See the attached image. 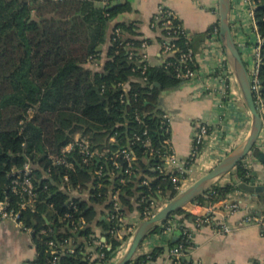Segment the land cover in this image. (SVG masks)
<instances>
[{"label":"trees","instance_id":"trees-1","mask_svg":"<svg viewBox=\"0 0 264 264\" xmlns=\"http://www.w3.org/2000/svg\"><path fill=\"white\" fill-rule=\"evenodd\" d=\"M107 1L109 5L101 8L96 5L98 1L87 0H0V203L10 199L12 207L19 210V196L11 189L13 173L31 165L35 184L41 190L47 187L36 211L21 214L25 226L34 230L38 249L34 264H51L45 243L62 242L67 238H76L77 251L62 256L59 264H90L85 253L99 240L95 226L107 232V244L112 249L105 250L106 260H111L129 235L120 240L112 234L114 228L121 231L122 226L98 220V207L105 208L102 214H111V194L120 190L123 206L120 213L127 217L128 212L135 210L132 199L136 197L144 220L146 210H151L152 197L160 194L172 200L185 178L177 173L174 176L179 182L174 181L166 169L164 141L167 136L160 117L166 113L161 107L162 92L184 82L177 77L178 58H172L173 65L147 64L145 69L141 48L149 41L140 38L135 23H116L110 33L112 22L130 12L131 5L110 8L115 0ZM252 1L262 41L259 98L255 94L261 112V104L264 105V0ZM160 27V24L155 26L156 30ZM215 27L220 30L219 21L199 38L211 35ZM116 29H120L119 35L113 34ZM108 40L104 71L87 68L90 62L100 60L99 48ZM178 44L183 50L188 48L184 39ZM190 45L193 48L192 41ZM137 115L141 122L136 120ZM78 132L94 149L110 148L115 153L123 147L132 148L137 157L132 175L125 174L128 164L122 159L118 160V168L114 165L109 158L113 155L94 160L89 166L80 165L78 149L66 154L74 163V169L53 166L50 156L63 157V149ZM136 135L141 141L135 139ZM113 137L116 138L114 143L111 142ZM146 139H150L156 149L155 156H150L144 147ZM263 153L264 150L256 147L252 155L260 161ZM99 168H102V177L95 175ZM233 174L240 183L250 184L253 180L247 177L248 170L243 163ZM66 175L72 187L89 190L88 200L75 199L76 208L69 205L71 197L62 190ZM146 178L149 179L147 186L143 185ZM122 179L127 180V185H122ZM237 184H215L207 190L209 197L202 195L194 202L212 206L239 191ZM263 197L264 193L259 196ZM174 215L182 216L183 211ZM44 231L48 234H43ZM157 232L158 229L153 231ZM157 252L159 250L150 255L154 260ZM136 261L145 263L148 255Z\"/></svg>","mask_w":264,"mask_h":264},{"label":"crops","instance_id":"crops-1","mask_svg":"<svg viewBox=\"0 0 264 264\" xmlns=\"http://www.w3.org/2000/svg\"><path fill=\"white\" fill-rule=\"evenodd\" d=\"M127 3L131 5L132 10L123 13L121 20L116 19L112 22L110 33L116 23H135L141 33L140 38L149 41L146 43L143 54L150 66L159 67L164 60L161 54L162 30L159 28L156 30L152 23L161 8L171 9L176 13L188 32L198 56L196 78L162 92L161 107L171 119V146L181 161L188 159L191 154L196 124L205 122L213 127L212 135L202 155L186 170V176H191L188 181L185 180L188 188L207 175L219 162L221 163L229 155L227 153L230 149L240 146L252 128L251 118L240 102L241 98L238 94L229 97L226 102L222 101L221 93L224 90V84L219 78L220 67L227 57L220 39H213L211 35L199 38V35H205L219 21V2L218 0H126L125 4ZM231 23L235 42L250 69L255 61L254 54L259 47L260 37L249 17L248 10L241 1L235 6L232 4ZM108 46L109 40L100 50L102 52L100 60L90 62L87 68L94 72L104 71L108 60ZM82 138L80 132L76 133L63 152L70 151L72 145ZM242 163L248 166L260 180H258L260 186L264 185V166L259 159L251 154ZM230 182L241 184L237 176H234L233 179L223 180L220 185ZM88 191L82 190L79 198L88 200ZM158 196L161 195L156 194L152 198H158ZM204 196L209 197L210 194L206 192ZM161 197L164 201H168L167 197ZM261 200L262 198L259 197L251 200V194L239 190L212 206H203L197 202L186 205L182 210V216L188 222H192L197 216L211 215V211L217 221V224L205 227L196 235L192 260L199 264H264V226L245 221L248 216L264 219V209L259 205ZM164 201L154 202V204L159 206ZM132 204L135 210L128 212L125 217L127 223L122 226L120 235L122 239L130 235L129 226H134L136 229L145 220L141 219L136 197L132 199ZM226 204H237L239 207L227 216ZM104 209V207H98V220L107 222V215L102 214ZM223 224L231 229V233L222 232ZM95 228L96 239L99 238L101 242L107 243V232L100 226ZM157 237L151 233V236L139 248V255L152 252L157 247ZM174 239L175 236L172 241ZM89 251L88 248L87 252ZM37 258L38 249L33 233L11 219L0 220V264H34ZM156 264L172 263L159 258Z\"/></svg>","mask_w":264,"mask_h":264},{"label":"built area","instance_id":"built-area-1","mask_svg":"<svg viewBox=\"0 0 264 264\" xmlns=\"http://www.w3.org/2000/svg\"><path fill=\"white\" fill-rule=\"evenodd\" d=\"M87 1H98L102 2L105 6L109 5L107 0H87ZM243 4L244 7L249 12V17L251 18L255 28L257 29V22L255 16V6L252 0H232V4ZM155 22L153 23L154 26L160 24L162 31L165 32L163 34V40L161 42V54L164 56V60L162 65H173L172 58H178V78L185 81H192L198 75V64H197V53L194 51L192 46L190 45V36L186 31L185 27L179 23L180 20L176 13L167 8H161L157 15L155 16ZM258 30V29H257ZM120 29H116L113 34L119 35ZM220 30L215 27L211 33L213 39H219ZM180 39L185 40V45L188 47L187 49H181V46L178 44ZM129 46V45H128ZM261 46L262 41L260 39L259 47H257L255 54H254V64L249 69L250 78L253 85V89L256 95L260 94V82H259V72L261 66ZM146 47V43L142 45L141 53L143 55L142 63L144 68L148 63L145 61V56L143 54V50ZM133 55V54H132ZM146 69V68H145ZM221 82L224 84V90L221 93V98L223 102L229 100V97L233 95H237V90H235V82L233 76L231 74V70L227 63V60L221 64L220 67V76ZM125 91L127 89L125 88ZM161 123L162 128L164 129V133L167 138L164 141V152L166 155L164 157V162L166 165V169L168 173L171 174L174 181H178L174 176L177 173L181 175H185L188 166L194 165L198 158L202 155L203 150L212 135L213 127L205 122H198L195 127V132L193 136V145L192 151L188 159L185 161H181L174 153L172 146H171V119L169 115L162 114L161 116ZM136 120L141 122V118L139 115L136 116ZM148 132L145 131L144 135H147ZM135 139L137 141H141V137L136 135ZM111 142H116V138H111ZM143 145L148 149L150 156L156 155V149L152 145L150 139L143 140ZM75 149H78V154L80 157V165H92L94 160L104 159L109 155H113L109 157L110 160L114 161V165L118 168L119 163L118 160L122 159L125 161L128 166L125 171V174L132 175L133 171L132 168L134 163L137 160L136 154L134 150L130 147H123L118 152H111L110 148H106L104 150L94 149L91 143L87 139H79L73 145L72 149L68 152H63L65 155L61 158H57L53 155L50 156V160L53 166H64L68 169H74V163L71 162L67 157L66 154L71 153ZM248 170V178L253 179L250 185L260 186V180L254 175L248 166L244 165ZM161 170L160 167H158ZM163 173V170H161ZM95 175L98 177H102V168L96 169ZM115 174H112L114 177ZM259 180V181H258ZM122 185H127V180H121ZM64 187L62 190L70 195L69 205L71 207L76 208L77 203L75 199H79V196L82 194V190L80 186L72 187L70 183V178L68 175L64 177ZM149 179L143 181V185H148ZM238 185V184H237ZM47 187L45 186L43 190L35 184V174L34 169L31 165H26L23 169L16 171L13 173V180L11 183L12 191L19 196V210L16 211L10 202V199H7L5 202L0 203V220L3 219H11L15 222H18L25 230L31 231L34 233V230L31 228H27L24 222L21 220L22 212H35L37 205L40 203L41 195L44 193V190ZM180 189L177 187V190ZM110 201L113 205L112 213L106 216V219L109 223H117L118 225H125L127 223V219L125 216L120 213L123 209L122 202L120 200V190H115L112 192ZM144 201V199L142 200ZM152 207L156 206L154 202L151 203ZM52 207V205H51ZM157 207V206H156ZM237 204L227 205L226 204V215L234 213L238 209ZM152 209V208H151ZM211 210V209H210ZM159 209L157 210V212ZM157 212H150V209H147L145 212V217L149 216L152 217ZM211 215L207 216H197L195 217L192 222H188L187 219H184L183 216L173 215L167 221L161 223L157 229L158 233H154L157 237L158 244L157 247L153 249L152 252H146L143 255H148V261L145 263H138L136 259L140 256L139 251L135 254L132 262L130 264H156L159 258H164L166 262H170L172 264H184L186 257L192 258L194 243L196 239V235L200 233L205 227L213 226L217 224V221L213 217L212 211L210 212ZM69 217V216H68ZM66 217V218H68ZM147 218V219H149ZM146 219V218H145ZM246 223H257L259 225L264 226V219H260L256 216H248L246 218ZM83 224L85 222L83 221ZM221 224V223H219ZM74 227L75 223H71ZM128 231L130 233H134L135 229L134 226H129ZM176 231L181 232V236L177 241H172L173 236L175 235ZM52 233V231L50 230ZM222 232L229 234L231 233V229L226 226L225 224L222 225ZM43 234H48V232L44 231ZM112 234L116 235V237H120L121 231L119 229H113L111 231ZM160 234L162 238L160 237ZM53 235V234H51ZM120 239H122L120 237ZM131 239V238H130ZM130 241V240H129ZM129 241L123 243L116 251L115 256L111 260H106V252L105 250H111L112 247L107 243H103L100 240H96L93 245L90 246V251L85 253V259L89 261L90 264H115L117 263L121 257L124 255L125 250L128 247ZM47 245V253L51 257V264H59L60 259L62 256L75 254L77 251L78 243L76 238H67L62 242H57L55 240H49L45 243ZM157 258L154 260L150 255L156 251ZM190 264H199L198 262H194L193 260L188 261Z\"/></svg>","mask_w":264,"mask_h":264},{"label":"water","instance_id":"water-1","mask_svg":"<svg viewBox=\"0 0 264 264\" xmlns=\"http://www.w3.org/2000/svg\"><path fill=\"white\" fill-rule=\"evenodd\" d=\"M218 2L220 23L219 39L226 54L227 63L231 70L235 85L238 88V93L240 94V97L250 114L252 120L251 131L243 143L207 175L170 200L152 217L142 221L135 229L126 252L115 264H130L139 248L143 245L144 241L161 223L167 221L175 213L183 210L186 205L194 202L198 197L204 195L217 180L235 170L240 163L252 154L262 136L264 119L259 111L255 99V92L251 82L249 68L243 58L242 52L235 42L233 35L231 23L232 0H218ZM125 3L126 0H115L112 2L110 8L125 5ZM100 50H102V47L99 48V51ZM100 97L103 101L104 97L102 95H100ZM260 162L264 166V153L260 155ZM239 188L241 191L251 194V200L264 193V185L254 186L247 183H241ZM151 200L157 203L159 201H164L161 196H158V198H152ZM107 223L109 222L107 221ZM174 236L175 242L181 236V232L176 231ZM185 260L191 261L192 258L189 256L186 257Z\"/></svg>","mask_w":264,"mask_h":264},{"label":"rangeland","instance_id":"rangeland-1","mask_svg":"<svg viewBox=\"0 0 264 264\" xmlns=\"http://www.w3.org/2000/svg\"><path fill=\"white\" fill-rule=\"evenodd\" d=\"M96 5L98 6V7H103L104 6V4L102 3V2H97L96 3ZM234 6H235V4H234ZM132 8V7H131ZM121 17H123V14H121V15H119L118 16V18H117V20L119 21V20H121ZM235 90H237V93H238V88H237V86L235 85ZM238 95H239V97H240V94L238 93ZM241 98V97H240ZM240 102L243 104V107L245 108V110L247 111V113H248V115H249V117H250V114H249V112H248V110L246 109V107H245V105H244V102L242 101V99L240 100ZM30 115H32V111H30V113H29ZM261 114H262V116H263V119H264V105H262L261 104ZM251 118V117H250ZM252 121V120H251ZM239 147V146H238ZM238 147H236L235 149H230V151L227 153V154H232ZM257 147H259V148H261L262 150H264V129H263V133H262V136H261V138H260V141H259V143H258V145H257ZM228 155V156H229ZM227 156V157H228ZM218 164H220V162L218 163ZM235 171H236V169L235 170H233L230 174H227V175H225V176H223L221 179H219V180H217L216 182H215V184H220L223 180L225 181L226 179L227 180H229V179H233V177L234 176H236L235 174H233V173H235ZM185 177H186V179L184 178L183 179V181L184 182H182L181 181V184H180V189H178L177 191H178V194H180L183 190H185V189H187V186H186V184H185V182L186 181H188L189 180V177H191V176H189V175H187L186 176V174H185ZM186 180V181H185ZM232 181V180H231ZM231 183V182H230ZM214 184V185H215ZM212 187V186H211ZM255 199H256V197H255ZM263 200V201H262ZM262 200H261V202H259V205H260V207H262L263 209H264V197L262 198ZM170 200H168V201H164V203H162V204H160L159 206H154V207H152V209L150 210V212H152V213H154V212H157V210L159 209H161V208H163L164 207V205L165 204H167L168 202H169ZM146 219L147 218H149V216H146L145 217ZM158 234H159V232H157ZM130 235L128 236V238H127V240L125 241V242H127V241H129L130 240V238L132 237V233H129ZM151 236V235H150ZM149 236V237H150ZM148 237V238H149ZM160 237L162 238V236H161V234H160Z\"/></svg>","mask_w":264,"mask_h":264}]
</instances>
